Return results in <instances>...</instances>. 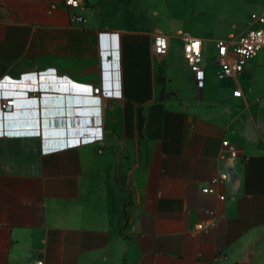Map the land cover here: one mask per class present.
I'll return each instance as SVG.
<instances>
[{
    "label": "crops",
    "instance_id": "crops-1",
    "mask_svg": "<svg viewBox=\"0 0 264 264\" xmlns=\"http://www.w3.org/2000/svg\"><path fill=\"white\" fill-rule=\"evenodd\" d=\"M263 2L197 0L245 15L220 36L189 0H0V264H264V80L204 96L181 39Z\"/></svg>",
    "mask_w": 264,
    "mask_h": 264
},
{
    "label": "built area",
    "instance_id": "built-area-1",
    "mask_svg": "<svg viewBox=\"0 0 264 264\" xmlns=\"http://www.w3.org/2000/svg\"><path fill=\"white\" fill-rule=\"evenodd\" d=\"M65 4L73 9L81 6V0H65ZM77 19H81L80 17ZM183 42L182 55L188 66L194 73L196 85L203 88L205 85V39L191 35L182 34ZM217 50V63L219 65L220 76L238 77L245 70V66L250 59L255 58L258 53L264 50V2L261 4L260 11L251 14L250 25L236 36L229 38H219L215 40ZM170 47V37L163 33L155 34L153 38L152 52L155 56H164L168 53ZM235 96H242V90L237 89ZM14 100L3 104L13 105ZM224 141V145H228ZM214 182L218 178H213ZM204 192H213L210 187L203 188Z\"/></svg>",
    "mask_w": 264,
    "mask_h": 264
},
{
    "label": "rangeland",
    "instance_id": "rangeland-1",
    "mask_svg": "<svg viewBox=\"0 0 264 264\" xmlns=\"http://www.w3.org/2000/svg\"><path fill=\"white\" fill-rule=\"evenodd\" d=\"M189 15L183 16V18L178 21L184 26H188V22L191 27L201 24L203 28H212L216 35H226L233 28V25L238 29V27L245 26V15H239L236 20H231L226 14H215L206 9V12L197 14V8H199L197 0H189ZM193 18V19H192ZM235 29V28H234ZM181 33H190L187 28L183 29ZM216 46L214 42L209 40L205 43V53H204V65H205V87L200 89L204 96H213L218 91L227 92L231 86L225 82V79L219 75V65L216 62ZM247 71L244 79L241 80V86L246 88L252 80L255 81L256 85L259 81L264 80V50L260 51L258 55L250 59L246 66ZM195 83V80L193 84ZM194 88V86H193Z\"/></svg>",
    "mask_w": 264,
    "mask_h": 264
}]
</instances>
